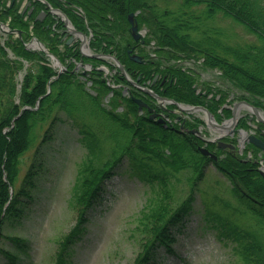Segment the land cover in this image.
I'll return each instance as SVG.
<instances>
[{"label": "trees", "instance_id": "trees-1", "mask_svg": "<svg viewBox=\"0 0 264 264\" xmlns=\"http://www.w3.org/2000/svg\"><path fill=\"white\" fill-rule=\"evenodd\" d=\"M22 2L13 0L8 5L6 0H0V19L6 22L10 18L11 27L19 28L22 33L17 37L9 34L4 43L0 34V239L4 237L5 220L12 221L21 216L25 205L23 197H32V190L36 186L35 175L41 164L37 162L41 160L40 147L36 149L32 166L17 185L24 153L33 147L37 139H40L41 145L52 139L54 127L67 118L78 126L83 139L89 140V153L79 165L73 190L77 223L70 232L59 237L54 264H66L71 246L85 231V224L90 219L89 212L100 199L105 182L116 173L126 156L135 162L142 179L153 185L157 183L156 196L150 201L152 206L141 214V250L132 264L155 262L160 246L168 251L173 250L171 243L176 240L175 229L183 225L192 208L209 157L198 149L196 136L164 127L152 121L147 112L140 114L138 105L131 97L121 95L120 89H115L116 96L109 102L112 107L104 105V95L111 86L100 77L94 78L96 94L85 88L78 75L70 71L52 79L56 69L50 65L47 55L28 49L25 43L34 35L38 36L66 64L68 52L73 51L74 47L60 49L64 32H57V29L63 27V22L57 23L50 12L43 20H36L38 13L45 8L44 3L34 1L33 13L28 15V11L21 10ZM50 2L63 9L82 30H93V50L116 54L134 79L138 77L134 70H143L141 80L145 81L152 79V63L139 65L130 59L127 51L133 43L127 15L140 10L137 15L139 25L151 28L147 42L155 39L162 46L163 57L158 62L157 70L173 57L204 56L205 66L218 67L224 79L244 91L242 97L264 108V0H180L181 6L177 9L162 8L157 0ZM75 7L84 9L87 20L76 12ZM219 14L243 25L247 33L255 38L245 43L225 44L214 35L213 27L207 30L203 25L204 20L213 19ZM10 51L14 57L10 56ZM74 51L79 58L78 49ZM24 61L29 63V69L23 76L19 90L17 75L24 68ZM171 71L175 81L165 87L167 95L185 103L205 104L196 92L195 81L186 71L175 65L171 66ZM114 78L119 82L121 77L115 75ZM133 93L141 96L136 90ZM225 98L226 93L219 101L215 98L209 101L208 106L216 112ZM39 99L36 109H25L21 113L23 106L34 107ZM121 103L125 107L119 111ZM63 113L66 114L65 118ZM89 120H94V123ZM254 151L256 154L257 148ZM216 165L226 172L242 198L246 196L252 200L251 208L256 214L262 215L257 209L258 205L264 207V176L259 171V163L255 160L242 162L228 156L216 162ZM183 170L190 171L185 179L189 192L178 198L172 179ZM11 187L15 188L13 194ZM230 228H224L219 234L235 242L243 264H264L262 233ZM7 237L12 241H22L17 236ZM7 254L12 264H16L18 255Z\"/></svg>", "mask_w": 264, "mask_h": 264}, {"label": "rangeland", "instance_id": "rangeland-1", "mask_svg": "<svg viewBox=\"0 0 264 264\" xmlns=\"http://www.w3.org/2000/svg\"><path fill=\"white\" fill-rule=\"evenodd\" d=\"M158 4L169 9L181 6L180 0H158ZM203 25L207 30L213 27L214 35L225 44L245 43L255 38L243 25L220 14L204 20ZM151 48V44L146 47L148 51ZM27 65L20 73L28 71ZM186 65L189 66L187 62ZM210 72L204 77L198 75L197 81L212 79L213 73ZM222 85L230 90L231 97L241 93L230 89L225 82ZM89 121L94 123V120ZM69 122L58 123L52 139L43 145L37 139L23 155L17 185L32 166L37 147L41 151V160L37 162L41 164L35 175L32 197H23L24 212L14 221L5 220V236L0 240V264H12L7 253L18 255L16 264H54L59 237L70 232L77 223L72 191L78 175V162L89 152V140L80 138L83 143L79 141L81 135L77 127ZM134 171L131 161L125 157L118 173L106 183L102 197L89 212L86 230L72 245L66 264H132L135 261L143 238L139 221L142 211L152 206L150 201L156 196L157 183L154 186L142 180ZM189 172H178L172 179L178 197L189 192L185 180ZM198 191L185 225L175 230L176 240L171 243L173 250L169 252L160 246L155 262L150 264H243L235 242L219 236L223 227L221 223L262 233L264 242V220L257 219L249 200L237 196L229 179L212 163ZM257 209L264 211L260 205ZM7 235L17 236L23 242L12 241Z\"/></svg>", "mask_w": 264, "mask_h": 264}, {"label": "flooded vegetation", "instance_id": "flooded-vegetation-1", "mask_svg": "<svg viewBox=\"0 0 264 264\" xmlns=\"http://www.w3.org/2000/svg\"><path fill=\"white\" fill-rule=\"evenodd\" d=\"M140 41V40H139ZM141 41H143V42H139L138 44L136 43V44H134L133 46L136 48V50L139 52V49L141 48V46L143 47V46H147L145 43H144V41L145 40H142L141 39ZM152 62V68H153V70L154 71H156V73H157V76H159L160 75V71H158L157 70V65H158V62H159V60H157V59H152L151 60ZM163 66V65H162ZM162 66L160 67V68H162ZM193 69L194 70H196V68H194L193 67ZM199 71V70H198ZM134 72H136V73H138V74H140V77L142 76V73H144V71L143 70H134ZM202 76H205L204 74H202ZM169 77H170V73H166V75H164V79H163V81L161 82V86H163V85H167V84H169V83H167L166 81L169 79ZM158 79V78H157ZM210 80H212L213 82H214V84H213V86L215 87V88H217V86H220L221 85V80H220V76L218 75H216V76H213V78L211 79L210 78ZM156 88H159V85L158 86H156ZM164 90H166V88L164 89ZM207 94V91H205L203 94H202V99L203 100H205V102H208L209 100H212V95H213V93H210V94H208V96L206 97L205 95ZM205 96V97H204ZM221 97V93H218V96L216 97V99H219ZM148 101V100H147ZM148 102H154L155 104H156V110L158 111V112H160L162 115H164V116H166V117H170L171 116V114H174L175 115V113H177L178 114V111H177V109L175 108V109H173V108H165V105L164 104H160V103H158V102H156L153 98L151 99H149V101ZM210 103V102H209ZM223 108H224V104H222V106H221V108L219 109V117L220 118H225V116H226V112H224V110H223ZM191 121H193V119L191 120ZM186 122V121H185ZM204 122H205V124H207V120H204ZM187 124H192V125H194V124H196L194 121L193 122H189V121H187ZM171 126H173V125H171ZM236 129H238V127H236ZM205 140H206V138H205ZM212 141V140H211ZM210 139L208 140L207 139V141H205V143L207 144V145H210ZM225 141H227V142H233V143H235L236 145H238V142H239V134L236 132V133H234V135H231L229 138L227 137L226 139H225ZM217 148V147H216ZM225 149V148H224ZM236 150L235 149H230V148H226L225 149V152L226 153H236L235 152Z\"/></svg>", "mask_w": 264, "mask_h": 264}, {"label": "water", "instance_id": "water-1", "mask_svg": "<svg viewBox=\"0 0 264 264\" xmlns=\"http://www.w3.org/2000/svg\"><path fill=\"white\" fill-rule=\"evenodd\" d=\"M48 5H49V3L46 1V0H44ZM55 10H57V12L58 13H62V11L61 10H58V9H55ZM133 13H130V15H129V17H130V20H131V22L133 23V25H132V28H133V32L135 33V32H137V30H138V28H137V25L136 24H134V20H133ZM64 20H66V22H69V20L65 17L64 18ZM5 27V24L4 23H2L1 21H0V28L4 31V32H6V30L7 29H5L4 28ZM9 32H15V30H11V29H9L8 30ZM73 31H76L75 29H73ZM77 32V31H76ZM139 36H137L136 35V38H138ZM35 43H38L39 45H41L42 46V43L37 39V38H34L33 39V41L30 43V45H32V46H35ZM52 56L54 57V58H56L55 57V55L54 54H52ZM93 57H95V56H104V55H101V54H97V53H95V54H93L92 55ZM132 58L134 59V60H136V61H140V57L139 56H137V55H132ZM57 64H59L62 68H65L62 64H60L59 62H57ZM156 94V93H155ZM156 96H157V94H156ZM138 103H139V105H140V108H142V106L145 104L144 102H143V100L142 99H137V98H134ZM244 103H247L246 101H244ZM241 104L240 103H238V104H236V106H235V108H234V117H233V119H235L236 117H237V108L236 107H239ZM192 109H195V110H197V109H203V110H205L207 113H209V117L212 119L213 118V114L212 113H210L209 111H207L204 107H202V106H200V105H197V106H193V107H191ZM253 110L254 111H256V113H257V116L259 117V119L261 120V121H263L264 122V119L261 117V115H260V112L258 111V109L255 107V106H253ZM154 115V114H153ZM152 115V116H153ZM216 126H218V125H216ZM223 126L224 125H221V126H218V127H222L223 128ZM193 132H196V131H193ZM247 140H249V141H251L253 144H257L260 148H262V150H264V142L260 139V138H258L256 135H251V136H248V138H247ZM201 151L204 153V154H206V155H211L212 157H214V158H218L214 153H212L211 151H209V149H207L206 147H201Z\"/></svg>", "mask_w": 264, "mask_h": 264}]
</instances>
